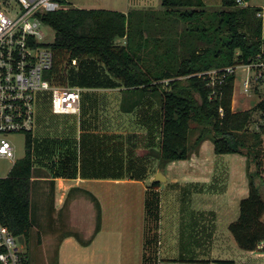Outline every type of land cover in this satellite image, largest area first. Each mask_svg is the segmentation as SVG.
Masks as SVG:
<instances>
[{
	"label": "trees",
	"instance_id": "1",
	"mask_svg": "<svg viewBox=\"0 0 264 264\" xmlns=\"http://www.w3.org/2000/svg\"><path fill=\"white\" fill-rule=\"evenodd\" d=\"M160 4L159 13L69 8L45 14L44 22L55 31L50 43L55 64L48 76L56 86L90 84L94 67L89 65L86 73L82 63L93 59L127 89L155 93L162 111L161 145L156 153L162 165L190 159L206 140L214 143L217 154L245 156L250 193L241 200L240 216L229 230L241 249L255 251L264 243V139L261 125L253 131L250 125L258 113L264 119V100L253 109L234 111L236 74H227L222 83L211 86L209 72L218 70L223 75L228 67L264 59L260 8L238 0H222L221 8L209 7L204 0H160ZM119 39H125V44ZM27 134L26 155L7 177H0V220L15 237L25 239L28 251L23 264H36L35 251L42 239L33 234L31 194L36 169L34 139L32 132ZM95 201L97 224L90 239L84 240L80 232L67 234L83 246L90 245L101 229V207ZM30 241L36 243L33 260ZM4 250L0 247V253ZM57 262L56 257L46 263Z\"/></svg>",
	"mask_w": 264,
	"mask_h": 264
},
{
	"label": "crops",
	"instance_id": "2",
	"mask_svg": "<svg viewBox=\"0 0 264 264\" xmlns=\"http://www.w3.org/2000/svg\"><path fill=\"white\" fill-rule=\"evenodd\" d=\"M155 1L158 2V0H66V5L68 8L104 9L128 14L132 10H142L143 7L151 6L150 3ZM204 1L209 7L222 4V0ZM246 5L260 8L264 39V0H248ZM118 41L121 44L126 42L125 39ZM92 61L93 59L84 60L82 66L85 65L83 70H86V73L92 66L94 67L92 70L94 80L90 84L74 85L82 89L80 113L62 114L76 115L79 118V136L73 148L69 145L73 139L66 134L56 139H47L40 133L39 135L35 133L36 127L32 132L33 160L36 169L31 194L33 234L40 235L41 239L44 236V244L60 236L55 256V260L56 257L58 259L57 264H96V257L101 253L102 258H99L102 264H216V260H233L235 264H263L264 252L261 248L264 243L258 250H243L229 230L230 224L240 216L241 200L250 193L246 157L227 154L231 157L224 162H229L228 167L232 170L222 171L226 174L227 180L218 185L219 187L215 186L219 161L215 156H211V153H216L211 140L204 141L190 159L162 165L156 155L160 150L162 135V111L156 94L127 89L121 81L109 76L102 64L97 61L93 64ZM242 79L241 84L238 78L235 81L234 111L253 109L264 100V80L256 87V90L260 89L258 92L260 96L258 95L256 99V94L247 96L243 92ZM237 84L240 85V89ZM238 89L241 93H237ZM86 90L92 94L88 101L83 100ZM246 97H250L249 101ZM261 130L264 136L263 122ZM243 167L246 168L245 173ZM159 172L163 173L166 181L159 182L158 187H153L155 175ZM122 184H138L142 187V193H145L147 231L139 257L132 250L127 254L123 253L124 234L121 237L118 232L115 235L116 233L107 234L105 231L103 197L107 195L106 198L111 205L114 200L117 203L119 198L117 187ZM195 184L201 187L194 188ZM170 185H176L172 190L178 192L181 190L182 193L192 185L191 190H187L191 198L189 213L200 211L199 209L204 207L212 209L207 211L220 217L217 218L219 224L213 220L215 223L212 227L205 223L206 228H202L203 232L192 240V252L188 257L174 250L179 234L176 232L183 230L182 225L178 226L177 217L181 215L182 208L176 207V211L166 208L170 215L176 217L170 218L173 224H168L165 220L166 205L163 194L171 187ZM114 188L117 189L116 192ZM154 193L161 195L158 207L150 199ZM179 197L180 195L177 196ZM95 198L101 207V229L90 245L83 246L75 236L67 235L70 232H78L70 227L72 223L70 218L75 208L88 207L92 213L94 209L97 210ZM209 199L221 204L209 201L204 206L202 203ZM198 205H201L200 208ZM66 212L68 215L64 217ZM167 214L169 215V212ZM93 229L95 231L96 227ZM120 231H123V228ZM186 242L190 243L188 238ZM195 243L198 246L204 244L210 249L201 253L199 249L195 250ZM23 246L25 249L26 246ZM45 253L49 258L48 252Z\"/></svg>",
	"mask_w": 264,
	"mask_h": 264
},
{
	"label": "built area",
	"instance_id": "3",
	"mask_svg": "<svg viewBox=\"0 0 264 264\" xmlns=\"http://www.w3.org/2000/svg\"><path fill=\"white\" fill-rule=\"evenodd\" d=\"M246 6L245 0H238ZM66 0H0V157L16 161V148L8 135L34 132L36 127V93L51 91L52 108L57 114H79L82 89L71 85L56 86L48 73L55 64L54 51L46 42L43 16L67 10ZM258 16L262 17L259 12ZM76 60L73 61L75 65ZM246 72L242 79L243 92L255 93L264 80V59L228 67L223 75L209 72L210 85L222 83L224 77ZM238 73L236 74V77ZM259 130L261 122L256 123ZM0 253L3 264H23L25 249L0 220Z\"/></svg>",
	"mask_w": 264,
	"mask_h": 264
},
{
	"label": "rangeland",
	"instance_id": "4",
	"mask_svg": "<svg viewBox=\"0 0 264 264\" xmlns=\"http://www.w3.org/2000/svg\"><path fill=\"white\" fill-rule=\"evenodd\" d=\"M151 6L148 7H143V10H155L157 13L162 12L163 7L160 4V0L156 3H150ZM76 7V6H74ZM215 8H221L222 4L219 6H214ZM69 9V8H68ZM156 24V22H155ZM156 28H159L158 25L155 26ZM47 38L46 42L50 44L51 42L54 41L55 39V31L54 29H51L49 26L45 27ZM159 35V33L157 34ZM120 43V41H118ZM164 47L161 46L159 48V51H163ZM154 65V61H152ZM238 76L236 77V80L238 78L239 84H241V79L246 72H244L242 69H238L237 71ZM236 73V74H237ZM109 75V74H108ZM237 84L238 88L240 89V85ZM259 88V87H258ZM238 89L237 93H241ZM260 92V89L255 90L256 99H258V93ZM92 94H90L87 90L84 93V101H88L89 97ZM247 100L249 101L250 97ZM255 98V97H254ZM52 99L53 95L51 91H39L36 93V130L35 133L39 135V133L44 137V138H59L62 137L63 134L68 135L70 137V147L73 148L74 143L77 141V137L79 136V118L76 115H62V114H56L53 111L52 108ZM261 117V118H260ZM263 122L264 119L262 118L261 114H258L257 117L254 118V121L251 123V130H257V125L256 123ZM29 134L27 133H20V134H11L8 135L9 139L13 142L15 148H16V161L14 162L13 160L6 158V157H0V177H7L11 170L13 169L14 165L16 164L17 161L22 159L26 153H27V140H28ZM264 139V136H263ZM77 143V142H76ZM211 144L212 141H211ZM215 152V151H214ZM211 156H215L218 158V165L217 167V178L215 182V186L219 187L218 185L222 184L223 181L227 180L226 174L222 171L224 170H232L231 167H228L229 162H224V160L230 159L231 155H218L217 153H211ZM238 167V166H237ZM244 173L246 172V168H242ZM219 170V172H218ZM264 172V168H263ZM227 173V172H226ZM230 174V173H227ZM157 175V174H156ZM155 175V176H156ZM264 176V173H263ZM249 181V178L247 179ZM169 189L164 192L163 200L166 205L165 207V220H167L168 224H173V220L170 218H175L176 216L170 215V211H166V208L168 210L172 209L173 211H176L177 208L179 207L180 209L182 208V213L180 216H177L179 219L178 226L180 227L181 225L183 226V230L176 232L178 234V238L176 239L177 245L174 246V250H178L179 254H183L184 256L188 257L191 255L192 252V246L191 242L192 240L195 239V237L198 234H201L202 228H206L205 223H208L209 226H213L215 222L219 224V219L220 217L218 215L212 214V212H209L207 210H212V209H205L204 207L202 209H199L200 211L197 212H192L191 208L189 206L191 198H190V192L187 190H191L192 185H189L187 187V190L185 189L184 192L180 190L179 192L176 190H172V188L176 187V185H170ZM184 186V185H183ZM194 188L196 187H201L198 184L193 185ZM118 200L116 203V200H114L113 205L109 204V200H107L108 197L105 195L103 197L104 199V204H105V231L107 234H115L117 235V232L121 234V237L125 236V249L123 250L124 254H127L128 251L132 250L135 252V255L139 257L140 254V248L142 249L143 243L146 240V231H147V224L145 223L146 219V214H145V193H142V187L139 186L138 184H122L118 185ZM216 188V187H215ZM171 189V190H170ZM198 189V188H197ZM115 192L117 191L116 188H114ZM200 190V189H198ZM172 193V194H171ZM180 195L179 198L177 196ZM143 197V198H141ZM248 197V196H247ZM160 194H152L150 199L153 202V204L158 207L160 203ZM215 202L216 204H221L218 203L215 200H207L204 203L208 204V202ZM201 205H198L200 208ZM169 212V215L167 214ZM175 214V212H174ZM66 215V216H65ZM64 217H67L68 212H66ZM63 217V218H64ZM153 217H155L153 215ZM222 218V217H221ZM72 223L70 227L74 230H77L80 232L86 239H89L93 232L94 229L93 227H96L97 224V210L94 209L93 213L92 210L88 207H84L82 209H74L72 217ZM224 219V218H223ZM213 220L215 222H213ZM219 221V222H218ZM236 221V220H234ZM60 224V221H59ZM123 228V231H120V229ZM172 232V231H170ZM185 232V233H183ZM44 236L42 237V246L37 249L36 256L38 255V261L36 264H48L46 262H50L51 260L55 261V256L57 253V248L60 242V236L55 237L52 241H46L44 244ZM84 238V239H85ZM187 238L190 241V243H187ZM122 240V238H121ZM21 244L27 245L25 243V239H19ZM195 242V241H194ZM193 242V244H194ZM199 243H202V241H196ZM31 249V259H34V256L32 254V248L35 247L36 243L34 241H30ZM195 250H198L203 253L207 252V250L210 249V247L204 246V244H201V246H198L197 243H195ZM262 246V245H260ZM28 246L25 247V251L27 249L28 251ZM258 250V249H257ZM43 251V253L41 252ZM40 252V253H39ZM45 252H48L49 258L47 257V254ZM122 253V252H120ZM251 261L252 259L250 258L249 255H247ZM83 256L81 255V258ZM100 258H102V253L99 255ZM99 257H96V264H102V260H100ZM233 257V256H232ZM236 257V256H235ZM105 259V258H104ZM179 259V258H178ZM182 259V258H181ZM73 264V263H69ZM95 264V263H92ZM264 264V261H263Z\"/></svg>",
	"mask_w": 264,
	"mask_h": 264
},
{
	"label": "water",
	"instance_id": "5",
	"mask_svg": "<svg viewBox=\"0 0 264 264\" xmlns=\"http://www.w3.org/2000/svg\"><path fill=\"white\" fill-rule=\"evenodd\" d=\"M162 181H166V178L162 172H159L154 178V182H162Z\"/></svg>",
	"mask_w": 264,
	"mask_h": 264
}]
</instances>
